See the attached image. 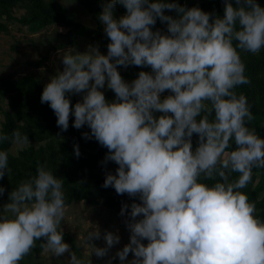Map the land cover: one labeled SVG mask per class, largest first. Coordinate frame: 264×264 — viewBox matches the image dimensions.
<instances>
[{
    "label": "clouds",
    "instance_id": "1",
    "mask_svg": "<svg viewBox=\"0 0 264 264\" xmlns=\"http://www.w3.org/2000/svg\"><path fill=\"white\" fill-rule=\"evenodd\" d=\"M223 3L220 15L177 0H104L98 19L107 52L98 44L68 47L59 54L62 70L43 88L41 103L58 128L67 131L74 117V128L90 129L84 139L107 149L102 163L117 165L103 187L139 200L130 211L122 202L129 242L106 264L117 257L119 264H264V217L242 191L253 169H264V137L249 126L246 95L235 91L251 83L240 53L264 48V6ZM117 5L125 9L119 17ZM157 20L166 30L155 28ZM129 66L150 71L128 81L119 69ZM73 95L81 97L74 105ZM10 139L30 143L20 132H0V143ZM74 153L78 158V145ZM8 155L0 151V180L9 172ZM36 173L0 208V264H20L38 240L52 256L69 253L70 264H82L64 239L63 181L44 166ZM5 191L0 185V197ZM100 238L96 225L85 240L103 259L121 237L105 231L103 247L91 243Z\"/></svg>",
    "mask_w": 264,
    "mask_h": 264
},
{
    "label": "trees",
    "instance_id": "2",
    "mask_svg": "<svg viewBox=\"0 0 264 264\" xmlns=\"http://www.w3.org/2000/svg\"><path fill=\"white\" fill-rule=\"evenodd\" d=\"M90 11L99 14L102 10L104 0H84ZM178 3L188 7L199 6L206 11H215L223 14V0H177ZM264 6V0H258ZM16 7H22L24 12L20 16L13 14ZM116 12H125V9L117 5ZM174 14V13H172ZM17 22L25 25L31 32H38L50 25H61L67 27L69 42L76 36H86L93 44H98L104 53L107 52L109 43L104 31L91 28L76 20L70 12L56 0H0V32H8V24ZM155 28L166 30V25L157 20ZM63 44H59L58 48ZM245 63V75L251 83L237 86L235 91L243 93L251 105L254 119L249 126L264 137V48L258 54L240 53ZM38 63V62H37ZM35 63V64H37ZM150 71V68H138L129 66L119 69L124 79L131 81L136 78L139 71ZM42 85L30 75H22L14 80L1 79L0 96L7 98L6 108L1 109L3 119L0 122V132L9 135L20 132L27 135L30 143L11 153L14 142L0 143V151L8 152V175L6 174L0 185L6 189L5 194L0 197V207L7 202L8 192L15 189L23 181L36 176L37 166H44L54 172L63 181V192L65 205L76 201H84L89 205L98 204L99 201L110 210L120 213L122 202L130 205L133 199L127 194L118 195L113 187L105 188L103 183L106 173L115 172L117 165L109 161L106 165L102 163L107 149L101 146L94 138L84 139L82 133L90 131L87 126L76 129L72 126L74 117H70L69 128L61 131L56 123L57 117L47 103H41ZM106 97L111 100L114 93L105 88ZM165 92L163 95H167ZM78 96H72L74 105ZM158 115V114H157ZM59 133V136L57 135ZM197 137L193 136V147L195 148ZM74 145L79 146L80 155L77 158L74 153ZM233 147L235 145L233 144ZM238 173H233V178ZM250 201L256 203L257 215L264 217V169H253V177L246 188L242 189ZM64 239L71 245L72 252L81 260L82 254L76 239L64 231ZM147 243V241H144ZM43 240L36 241L33 250L24 257L21 262L36 264L34 257L42 252ZM109 258H104L106 264ZM112 264H119L117 259Z\"/></svg>",
    "mask_w": 264,
    "mask_h": 264
},
{
    "label": "rangeland",
    "instance_id": "3",
    "mask_svg": "<svg viewBox=\"0 0 264 264\" xmlns=\"http://www.w3.org/2000/svg\"><path fill=\"white\" fill-rule=\"evenodd\" d=\"M56 1L66 7L76 20L91 28L104 31V26L98 19L99 14L97 15L95 12L90 11L84 0H75L74 3H70L71 0ZM23 12L24 9L22 7H16L13 14L20 16ZM124 13L116 12L114 14L119 17ZM8 29V32H0V85L1 79L14 80L22 75H30L44 88L49 77L55 74L58 68L61 70L63 68L59 54L63 55L65 49L71 46L84 51L89 44H93L90 38L79 35L74 37L72 42H69L68 28L57 24L47 26L34 33L25 25L17 22L8 24ZM59 44L63 45L58 48ZM100 50L103 52L101 48ZM6 103V95L0 96V122L3 119L1 109L6 108ZM26 145L14 143L10 151L15 154L17 150ZM2 206L3 204L0 208ZM125 219L126 216H121L120 213L108 209L101 201L95 205H89L84 201H76L65 205V218L62 221V227L64 231L69 232L78 242L82 254V259L80 260L82 264H90V261L91 264H103L102 260L104 258L114 256L119 249H122L129 242L130 232L125 226ZM96 225L101 231V238L91 241L96 246H104L103 233L105 231L118 232L121 237L120 242L114 245L110 249L108 256L103 259L91 254V245L85 240L87 233L95 228ZM116 259L119 261L118 257ZM128 259H132L131 253ZM34 261L36 264H70V254L65 253L61 257L56 258L44 247L42 252L35 255ZM20 264L32 263L20 261Z\"/></svg>",
    "mask_w": 264,
    "mask_h": 264
}]
</instances>
